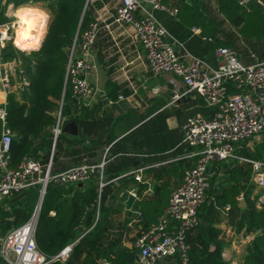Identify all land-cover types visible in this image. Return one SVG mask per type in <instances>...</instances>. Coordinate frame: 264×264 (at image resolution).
<instances>
[{
  "label": "crops",
  "instance_id": "0c3cea01",
  "mask_svg": "<svg viewBox=\"0 0 264 264\" xmlns=\"http://www.w3.org/2000/svg\"><path fill=\"white\" fill-rule=\"evenodd\" d=\"M14 1L0 0V24L10 23L3 11L5 5L7 11L14 9L12 14L15 17L20 8L39 10L47 19L44 37L51 21L45 3L24 0L16 6ZM82 1L79 25L85 14L90 18L88 24L99 17L101 19L102 30L86 57V61L94 67L87 79L95 93L89 101L79 104L81 110L78 114L72 113L71 117L78 119L76 125L72 121L68 124L70 115L61 120L60 112L58 119L55 117L57 111L49 112L58 124L66 122V127H61L60 137L54 136L53 142L50 133L54 126L48 127L50 143L42 147L36 142L32 155L23 156L21 160L30 157L39 160L42 165L51 163L54 174L75 166L104 162L102 181L107 184L100 188L99 175H94L88 181L64 187L63 196L49 204L50 223L42 221L39 227L36 226L35 242L43 253L56 238L54 229L62 226L67 229V238L63 241H70L59 249L63 241L56 238L59 242L55 243L58 245L55 255L68 246H71V251L68 259L58 261V264H119V261L129 264L137 261V237L157 223L168 206L171 192L180 186L184 171L196 161L194 154L197 149L181 145L184 123L187 118L197 115L210 118L215 108L199 96L185 94L186 87L177 76L153 75L150 72L146 52L134 38L132 29L113 21L116 0ZM164 3L178 11L183 3L193 4L197 10L206 13L215 25L213 37L207 38L201 34L199 27L180 20L177 15L173 17L155 12L171 38L182 46L181 49L177 48L180 54L188 52L215 69L216 49L227 47L216 45L215 41L218 40L229 43V48L235 51L244 65L264 60V40L240 36L237 28L220 13L216 0H164ZM252 3L256 7L248 6ZM248 5H242L246 11H249V7H260L253 0ZM261 10L264 13V9ZM43 40L30 49L20 48V52L28 55L38 50ZM28 85L26 80L20 84V105L26 104L22 92ZM173 93L184 95L176 103L170 104ZM4 94L0 89V106H5L7 110L9 94ZM261 137V142H256L255 137L238 143L236 154L264 162V136ZM253 141L254 145L251 144ZM259 149L262 150V159L246 156L248 152L254 153ZM246 166L250 171L248 176L242 173ZM208 170L213 176L206 200L199 210V226L187 236L191 263L196 256L203 255V250L209 253L220 250L221 259L226 264H241L245 245L261 231L258 229L254 235L245 237V229H242V220L251 216L250 210H261L254 204L261 189L248 163L213 162ZM132 171H140V181H136L133 175H127ZM251 186L258 187L260 191H255ZM91 190L96 192V198L88 203L82 193ZM45 194L41 199L38 192L33 210L39 206L38 218ZM130 195L133 201L127 205ZM22 197L24 193L17 199ZM73 200L77 201L74 203ZM4 201L0 208L4 206V210H8L6 204L3 205ZM2 226L0 221V234L5 235L1 232ZM13 229L16 228H10L5 233ZM158 264L179 262L177 258H168Z\"/></svg>",
  "mask_w": 264,
  "mask_h": 264
},
{
  "label": "built area",
  "instance_id": "2783aa9c",
  "mask_svg": "<svg viewBox=\"0 0 264 264\" xmlns=\"http://www.w3.org/2000/svg\"><path fill=\"white\" fill-rule=\"evenodd\" d=\"M250 1L244 0L240 4L247 6ZM253 2L264 9L263 0ZM155 12L174 17L178 10L170 8L164 0H116L112 17L115 23L132 29L134 38L146 52L153 75L177 76L186 87L185 94L205 99L215 110L210 118L197 115L187 118L184 123L181 145L197 149L196 161L184 171L180 186L171 192L168 206L157 223L137 237V261L129 264H158L168 258H177L179 264H189L187 236L199 226V210L206 200L213 176L208 170L211 163H248L261 189L254 204L257 209H264V162L236 154L238 143L264 136V60L244 65L234 50L219 47L215 52L217 67L211 69L190 53L178 52L177 48L182 46L171 38ZM100 23V17L90 22L76 35L67 51L65 82L70 85L71 97L79 102L89 101L95 93L87 79L94 67L86 57L102 30ZM14 26L12 23L0 24V54L7 43L14 44L15 37L10 32ZM14 70L12 62H3L0 56V85L6 95L10 93L8 77ZM183 95L173 93L170 104ZM6 118V107L0 106V205L4 199L32 188H37L42 199L51 185H76L94 175H99L100 188L106 186L107 183L102 181L104 162L75 166L56 174L51 171V163L42 165L30 157L11 167L13 133L6 126ZM139 172L132 171L127 175L140 181ZM38 211L39 206L23 225L5 235L0 234V260L5 264H52L68 259L71 246L53 257L39 251L35 242Z\"/></svg>",
  "mask_w": 264,
  "mask_h": 264
},
{
  "label": "trees",
  "instance_id": "16d2710c",
  "mask_svg": "<svg viewBox=\"0 0 264 264\" xmlns=\"http://www.w3.org/2000/svg\"><path fill=\"white\" fill-rule=\"evenodd\" d=\"M34 1L49 2L47 9L51 15V21L42 45L38 50L26 55L23 52L16 51L11 43H7L0 54L1 60L8 63L13 62L20 55V68L22 70L20 76L29 82L28 87L22 92L26 104L20 105V99H17L15 94H9L7 98L6 119L10 130L15 132L11 146V167H16L23 156L32 155V151H35L34 145L36 142L42 147L50 143V136L46 129L55 124L56 118L51 116L49 112H60L61 120L70 115V118L66 119L68 124L72 121L73 125H76L78 119L71 116L73 112L77 114L80 112L81 107L79 104L83 103L71 97L70 85L65 82L68 55L63 51V48L68 49L72 45L77 33L80 34L90 20L87 14H85L79 25L83 1ZM216 1L220 13L237 28L240 36L264 40V13L260 7L257 9L255 8L256 5L252 3L253 5L249 4L248 6L255 7H249V11H246L236 0ZM14 2L16 6H19L20 2H24V0H15ZM177 16L180 17V20H185L190 25L199 27L203 36L207 38L209 36L213 37L214 22L206 13L197 10L195 5L183 3ZM215 43L218 46L230 47L229 43L219 42L218 40ZM71 106H73V111H71ZM1 125L2 122L0 120V130ZM63 125L65 128L66 122ZM246 156L260 160L262 159V150L259 149L254 153L248 152ZM242 173L247 176L250 175L248 166L242 169ZM64 187L67 186L51 185L47 188L37 222L38 227L42 221L46 224L50 223L49 220L51 219L48 218L49 204L56 201L57 197L63 196ZM19 195L4 201L3 205L6 204V207L9 208L8 210H4V206L0 208V221L3 225L1 232L4 234L10 228H17L28 221L36 206L38 197L37 188L25 191L24 197L17 199ZM82 195H84L83 197H87L83 199L88 203H92L96 198L94 190L85 191ZM73 201L75 203L77 200ZM250 215L248 219L242 220V229H245L244 236L254 235L258 229L261 230V233L254 235L245 245V253L241 264H264V209L259 211L251 209ZM10 225H13V227H10ZM66 230V228L61 226V228L54 229L53 233L58 240L63 241L67 238ZM56 238L51 241L53 244L50 248H46L43 251V254H46L45 256L51 257L55 255L58 248H62L65 243L70 241L61 242V246L59 247L55 244L59 242ZM56 246H58L57 249H55ZM190 252L189 250V264H226L221 259L220 250L211 253L203 250V255L196 256L193 263H191ZM58 263L60 262L52 264ZM123 263L124 261H119V264ZM0 264L5 263L0 260Z\"/></svg>",
  "mask_w": 264,
  "mask_h": 264
},
{
  "label": "bare ground",
  "instance_id": "6f19581e",
  "mask_svg": "<svg viewBox=\"0 0 264 264\" xmlns=\"http://www.w3.org/2000/svg\"><path fill=\"white\" fill-rule=\"evenodd\" d=\"M19 15L16 19L14 44L21 48H28L40 42L46 25V15L32 8H20L16 11Z\"/></svg>",
  "mask_w": 264,
  "mask_h": 264
},
{
  "label": "rangeland",
  "instance_id": "374dc122",
  "mask_svg": "<svg viewBox=\"0 0 264 264\" xmlns=\"http://www.w3.org/2000/svg\"><path fill=\"white\" fill-rule=\"evenodd\" d=\"M55 3V2H54ZM45 6L44 7H48L47 5H49V4H44ZM6 6L7 5H5L3 8V11L6 13L5 14V18H6V20H7V22L9 21L10 23H12V24H15L16 23V19L18 20V17H19V15L18 14H16V17H15V14H12L13 12H15L14 11V9H11L10 11H7V8H6ZM42 8V7H41ZM48 16H49V21H50V15L49 14H47ZM49 21H48V23H49ZM10 23H8V24H10ZM16 25V24H15ZM11 32V34L12 35H14V33H15V26H14V28L10 31ZM44 33H45V31H44ZM43 33V34H44ZM45 37V36H44ZM44 37L42 38V39H44ZM11 43V45L15 48V50L16 51H19L20 52V48L21 47H19L18 45H14V44H12V42H10ZM35 45H37V44H33L32 46H29L28 48H25V49H30V48H32L33 46H35ZM22 49H24V48H22ZM18 54V53H17ZM14 62V63H13ZM12 62V67H13V69H15L14 70V72H13V75H9L10 76V78L8 77V80H9V85H10V93L9 94H15L16 95V97L18 98L19 97V99H20V84H22V82L24 83L25 82V80H23V78H22V76H20V71H22L21 70V68H20V55H18L17 57H16V59L14 60ZM9 66H11V64H9ZM21 78V79H20ZM26 83L28 84V80L26 79ZM0 89H1V85H0ZM2 91V90H1ZM3 92V91H2ZM4 93V92H3ZM5 95V94H4ZM55 117L58 119V111L55 113ZM54 127H52L51 128V135H52V142H53V139H54V135L56 136H59L60 137V135H61V127L63 126L62 125V121L60 122V124H58L57 123V121H56V119H55V124L53 125ZM50 129V128H49ZM12 133H14V135H15V132L13 131ZM14 137V136H13ZM261 139H263L262 137H257V139L255 140L256 142H261L260 140ZM57 140V139H56ZM56 140H54V141H56ZM255 141H253L251 144H253L254 145V143H255ZM250 144V145H251ZM251 147H253V146H251ZM256 187V186H255ZM253 187V186H251V188L252 189H255V191H260V189L258 188V187ZM22 209V208H21Z\"/></svg>",
  "mask_w": 264,
  "mask_h": 264
},
{
  "label": "water",
  "instance_id": "95a60500",
  "mask_svg": "<svg viewBox=\"0 0 264 264\" xmlns=\"http://www.w3.org/2000/svg\"><path fill=\"white\" fill-rule=\"evenodd\" d=\"M237 1H239V2H243L244 0H237ZM77 34H78V33H77ZM63 51L66 53L67 48H63ZM132 201H133V196L130 195V196L128 197V200H127L126 204L129 205ZM259 233H261V231H258L257 234H259Z\"/></svg>",
  "mask_w": 264,
  "mask_h": 264
}]
</instances>
